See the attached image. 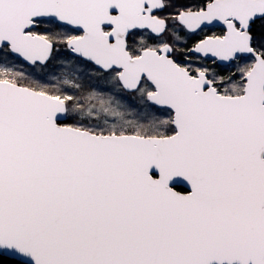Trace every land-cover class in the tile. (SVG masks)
<instances>
[{"label":"snow or ice","instance_id":"obj_1","mask_svg":"<svg viewBox=\"0 0 264 264\" xmlns=\"http://www.w3.org/2000/svg\"><path fill=\"white\" fill-rule=\"evenodd\" d=\"M0 264H264V0H0Z\"/></svg>","mask_w":264,"mask_h":264},{"label":"rangeland","instance_id":"obj_2","mask_svg":"<svg viewBox=\"0 0 264 264\" xmlns=\"http://www.w3.org/2000/svg\"><path fill=\"white\" fill-rule=\"evenodd\" d=\"M56 75L59 76V71H57Z\"/></svg>","mask_w":264,"mask_h":264}]
</instances>
